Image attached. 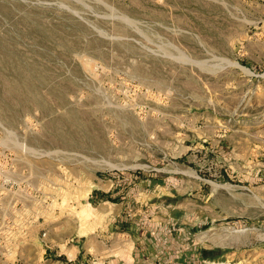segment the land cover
I'll list each match as a JSON object with an SVG mask.
<instances>
[{
	"label": "rangeland",
	"instance_id": "rangeland-1",
	"mask_svg": "<svg viewBox=\"0 0 264 264\" xmlns=\"http://www.w3.org/2000/svg\"><path fill=\"white\" fill-rule=\"evenodd\" d=\"M67 257L264 264V0H0V264Z\"/></svg>",
	"mask_w": 264,
	"mask_h": 264
},
{
	"label": "crops",
	"instance_id": "crops-1",
	"mask_svg": "<svg viewBox=\"0 0 264 264\" xmlns=\"http://www.w3.org/2000/svg\"><path fill=\"white\" fill-rule=\"evenodd\" d=\"M74 252H75L76 258H79L81 256V253H80V250L79 249L78 250L74 249ZM71 261H72V259H70V258L67 257V260L64 261L62 264H70Z\"/></svg>",
	"mask_w": 264,
	"mask_h": 264
},
{
	"label": "trees",
	"instance_id": "trees-1",
	"mask_svg": "<svg viewBox=\"0 0 264 264\" xmlns=\"http://www.w3.org/2000/svg\"><path fill=\"white\" fill-rule=\"evenodd\" d=\"M209 251H207V250H204L203 251V254L205 255V254H207Z\"/></svg>",
	"mask_w": 264,
	"mask_h": 264
}]
</instances>
